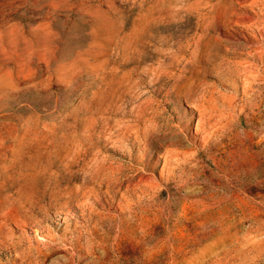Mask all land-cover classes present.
I'll return each instance as SVG.
<instances>
[{"label":"rangeland","instance_id":"1","mask_svg":"<svg viewBox=\"0 0 264 264\" xmlns=\"http://www.w3.org/2000/svg\"><path fill=\"white\" fill-rule=\"evenodd\" d=\"M0 264H264V0H0Z\"/></svg>","mask_w":264,"mask_h":264}]
</instances>
